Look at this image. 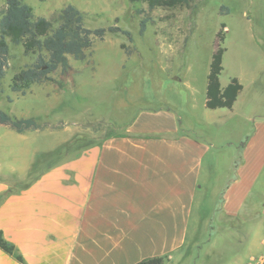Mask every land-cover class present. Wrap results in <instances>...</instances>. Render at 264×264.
I'll list each match as a JSON object with an SVG mask.
<instances>
[{
	"label": "crops",
	"instance_id": "0c3cea01",
	"mask_svg": "<svg viewBox=\"0 0 264 264\" xmlns=\"http://www.w3.org/2000/svg\"><path fill=\"white\" fill-rule=\"evenodd\" d=\"M242 99L243 90L232 109L214 110L206 136L166 105L142 109L78 154L0 175V232L23 258L0 248V264L180 263L203 246L202 264H262L264 113L241 123ZM222 127L238 135L217 145ZM216 227L226 234L214 237ZM239 229L249 248L235 258L226 247Z\"/></svg>",
	"mask_w": 264,
	"mask_h": 264
},
{
	"label": "rangeland",
	"instance_id": "374dc122",
	"mask_svg": "<svg viewBox=\"0 0 264 264\" xmlns=\"http://www.w3.org/2000/svg\"><path fill=\"white\" fill-rule=\"evenodd\" d=\"M22 1L33 8L35 16L46 18L74 5L83 13L86 26L116 25L128 30L132 41L122 34L106 35L83 60L69 57L67 70L58 68L51 74V82L32 86L24 96L11 92V79L31 65L36 55H26L21 45L10 44L0 110L15 118L32 117L43 128L19 135L0 125V175L23 166L37 172L47 164L45 160L37 169L33 166L40 153L53 151L74 136L95 144L123 133L124 126L142 109L166 105L198 123L200 135L206 136L205 123L221 116L205 107V86L219 31L226 50L220 84L237 78L242 85L241 118L237 119L242 123L250 113L254 118L264 113V0H194L190 7L153 10L129 0ZM4 4L0 0V17ZM142 19L149 21L140 35ZM237 135L222 127L214 140L223 145ZM244 231L232 235L226 247L229 256L247 252L249 238ZM219 233L225 235L226 230L216 227L214 237ZM208 253L207 247H191L182 262L174 259L165 264H202Z\"/></svg>",
	"mask_w": 264,
	"mask_h": 264
},
{
	"label": "trees",
	"instance_id": "16d2710c",
	"mask_svg": "<svg viewBox=\"0 0 264 264\" xmlns=\"http://www.w3.org/2000/svg\"><path fill=\"white\" fill-rule=\"evenodd\" d=\"M129 1L145 3L148 9L153 10L190 7L194 0ZM221 9L227 11L224 7ZM148 21L142 19L139 22L140 35L145 32ZM221 27L225 28L224 25ZM108 34H122L132 41L131 33L116 25L98 28L86 26L83 13L71 4L62 8L51 18H46L35 16L33 8L22 0H5L0 17V96L3 93L2 79L6 73L10 44L21 45L26 55H36L31 65L19 70L11 79V92L24 96L32 86L51 82V74L58 68L67 70L69 57L83 60L94 44L102 41ZM216 37L220 44H217L209 65L205 106L210 110L222 108L230 110L242 91V85L237 78H231L225 87L221 86L219 77L223 70V55L226 50L222 46L224 41L222 31H219ZM0 125H5L18 134L43 128V125L32 117L15 118L3 110H0ZM93 145V142H89L83 136H74L57 149L40 153L33 166L37 168L45 160H47V166H50L68 155L78 154L79 151ZM2 196L0 195V199ZM0 248L13 255L19 262H23V258L16 252L15 247L3 238L1 232ZM164 263V257H154L144 259L137 264Z\"/></svg>",
	"mask_w": 264,
	"mask_h": 264
},
{
	"label": "built area",
	"instance_id": "2783aa9c",
	"mask_svg": "<svg viewBox=\"0 0 264 264\" xmlns=\"http://www.w3.org/2000/svg\"><path fill=\"white\" fill-rule=\"evenodd\" d=\"M263 263V262H262Z\"/></svg>",
	"mask_w": 264,
	"mask_h": 264
}]
</instances>
